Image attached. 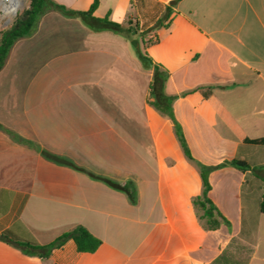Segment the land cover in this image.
Instances as JSON below:
<instances>
[{
	"label": "crops",
	"instance_id": "0c3cea01",
	"mask_svg": "<svg viewBox=\"0 0 264 264\" xmlns=\"http://www.w3.org/2000/svg\"><path fill=\"white\" fill-rule=\"evenodd\" d=\"M87 11L95 0H52ZM94 15L151 28L175 0H98ZM169 28L139 35L95 32L46 7L0 70V235L48 244L81 225L102 241L79 253L69 240L45 259L0 239V264H211L227 248L264 264V0H179ZM194 158L212 170L210 198L230 221L207 231L192 198L199 168L174 124L147 100L154 67ZM139 57L151 77L135 70ZM212 94L204 96L207 88ZM109 101L112 102L111 106ZM29 142L32 144L29 145ZM36 146L120 184L138 203L84 172L45 159ZM237 240L231 246V241Z\"/></svg>",
	"mask_w": 264,
	"mask_h": 264
},
{
	"label": "trees",
	"instance_id": "16d2710c",
	"mask_svg": "<svg viewBox=\"0 0 264 264\" xmlns=\"http://www.w3.org/2000/svg\"><path fill=\"white\" fill-rule=\"evenodd\" d=\"M29 6L22 14H20L13 22L11 26L6 29L0 30V70L5 64V61L14 46V44L21 38H24L31 34L33 31L39 15L46 7H52L53 9L61 12L67 17H79L83 23L95 32L110 31L115 34L127 36L129 32L133 31L134 34L139 35L145 48L158 42V39L150 36V33L160 28H169L171 20L170 15L174 12V7L179 0L172 1L169 5L165 6V16L158 19L154 25L145 29L140 27L139 23L133 24L132 20H128L125 24L116 23L109 19V17L98 18L94 15L95 10L98 7L99 1L95 0L87 11H75L71 10L63 5H59L52 0H28ZM140 58L148 65L154 67L153 79L150 85V94L147 103L157 110L162 116L168 117L174 124V130L179 144L183 150V153L187 160L195 164L200 171L203 189L201 194L192 198V204L194 206L197 218L202 224L203 228L207 231H214L219 229L222 225H225L229 230L231 229L230 221L220 212L215 203L209 196L211 191V184L209 182V173L221 166L232 165L236 168L245 171L250 168L249 165L239 162L237 160L224 161L218 166H205L197 161L189 148L186 137L184 135L181 125L176 120L172 103L177 98L176 96H170L165 91V84L169 78L168 71L162 69L161 65L153 62V60L145 53H140ZM212 87L205 90L204 96L207 98L212 94ZM246 142L257 145H264V138L258 139H246ZM29 145L32 144L29 142ZM38 152L41 155L56 164L71 167L75 170L81 171L89 175L92 179L100 180L106 183L113 189L124 192L129 199V202L133 205L138 203V194L136 186L133 182L129 181L125 184H120L112 179L106 178L102 175L91 172L84 167H81L71 161L69 158L60 156L44 149L40 146H36ZM260 213L264 214V190L259 203ZM0 239L12 242L19 247L23 253L29 256H37L42 259L48 258L52 252L56 249L62 248L66 242L72 240L75 243L77 252L79 253H94L101 246L102 241L94 236L87 228L78 225L71 230L58 236L54 241L48 244H39L34 241L30 242H16L9 239L6 234L0 235ZM237 240L231 241V246L236 245ZM249 258H235L229 253L227 248L216 260L211 264H248Z\"/></svg>",
	"mask_w": 264,
	"mask_h": 264
},
{
	"label": "built area",
	"instance_id": "2783aa9c",
	"mask_svg": "<svg viewBox=\"0 0 264 264\" xmlns=\"http://www.w3.org/2000/svg\"><path fill=\"white\" fill-rule=\"evenodd\" d=\"M28 6V0H0V21L3 22L1 30L11 26Z\"/></svg>",
	"mask_w": 264,
	"mask_h": 264
},
{
	"label": "rangeland",
	"instance_id": "374dc122",
	"mask_svg": "<svg viewBox=\"0 0 264 264\" xmlns=\"http://www.w3.org/2000/svg\"><path fill=\"white\" fill-rule=\"evenodd\" d=\"M2 24H3V22L0 21V30H1ZM136 59L139 60V64H137L136 68L134 67V69H135V70H139V71H141V72H145V76L148 78V80H149L150 78L152 79V77H151V73L148 72V67L146 66V64H144V63L142 62V60H141L139 57H136ZM109 104H110L111 106H113V105H112V102H110V101H109Z\"/></svg>",
	"mask_w": 264,
	"mask_h": 264
}]
</instances>
